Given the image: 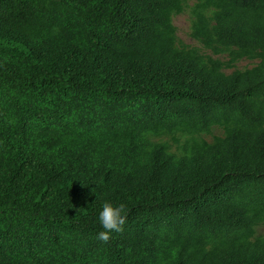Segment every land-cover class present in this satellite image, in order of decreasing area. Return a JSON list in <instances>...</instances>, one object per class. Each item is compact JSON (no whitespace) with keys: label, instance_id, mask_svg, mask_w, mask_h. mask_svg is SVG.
Segmentation results:
<instances>
[{"label":"trees","instance_id":"16d2710c","mask_svg":"<svg viewBox=\"0 0 264 264\" xmlns=\"http://www.w3.org/2000/svg\"><path fill=\"white\" fill-rule=\"evenodd\" d=\"M191 1L0 0V264H264V0Z\"/></svg>","mask_w":264,"mask_h":264},{"label":"rangeland","instance_id":"374dc122","mask_svg":"<svg viewBox=\"0 0 264 264\" xmlns=\"http://www.w3.org/2000/svg\"><path fill=\"white\" fill-rule=\"evenodd\" d=\"M196 4H197V1L192 0L186 7L185 13L180 16L175 17L173 20L174 25L178 31V38H179L180 43L192 49H197L198 51H200L201 54L209 56V57L211 56L214 59H220L225 62L230 61V58L228 55L217 57L210 50L206 49L201 42L195 40L192 37V32H193L192 27H193V23L195 20L193 16V9ZM259 63H260L259 61H252V60L244 59V60L239 61L235 65L234 69L227 70L226 74L230 75L234 73L235 71H246L248 69H253ZM216 136H222V132L219 129L214 132L213 136L206 137V139L211 142ZM165 141L169 143L170 145L173 144V140L170 137H167ZM176 147L178 146L176 145ZM257 235L264 237V228L259 229L257 231Z\"/></svg>","mask_w":264,"mask_h":264},{"label":"clouds","instance_id":"9594fccd","mask_svg":"<svg viewBox=\"0 0 264 264\" xmlns=\"http://www.w3.org/2000/svg\"><path fill=\"white\" fill-rule=\"evenodd\" d=\"M99 222L104 230L99 232L97 239L107 243L112 232L123 230V226L126 223L125 206L123 204L114 205L111 202H105L99 213Z\"/></svg>","mask_w":264,"mask_h":264}]
</instances>
